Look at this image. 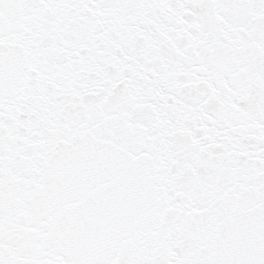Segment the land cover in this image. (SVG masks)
Segmentation results:
<instances>
[{
    "label": "snow or ice",
    "instance_id": "snow-or-ice-1",
    "mask_svg": "<svg viewBox=\"0 0 264 264\" xmlns=\"http://www.w3.org/2000/svg\"><path fill=\"white\" fill-rule=\"evenodd\" d=\"M0 264H264V0H0Z\"/></svg>",
    "mask_w": 264,
    "mask_h": 264
}]
</instances>
